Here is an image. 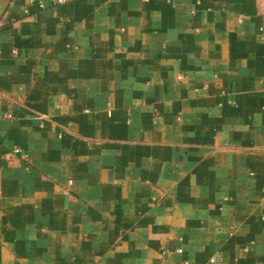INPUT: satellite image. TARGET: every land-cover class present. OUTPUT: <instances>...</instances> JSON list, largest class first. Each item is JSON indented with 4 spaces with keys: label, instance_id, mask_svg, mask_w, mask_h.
Masks as SVG:
<instances>
[{
    "label": "crops",
    "instance_id": "crops-1",
    "mask_svg": "<svg viewBox=\"0 0 264 264\" xmlns=\"http://www.w3.org/2000/svg\"><path fill=\"white\" fill-rule=\"evenodd\" d=\"M0 264H264V0H0Z\"/></svg>",
    "mask_w": 264,
    "mask_h": 264
},
{
    "label": "built area",
    "instance_id": "built-area-1",
    "mask_svg": "<svg viewBox=\"0 0 264 264\" xmlns=\"http://www.w3.org/2000/svg\"><path fill=\"white\" fill-rule=\"evenodd\" d=\"M65 0H50V3L52 4H62ZM5 117L11 118L10 114H5Z\"/></svg>",
    "mask_w": 264,
    "mask_h": 264
}]
</instances>
